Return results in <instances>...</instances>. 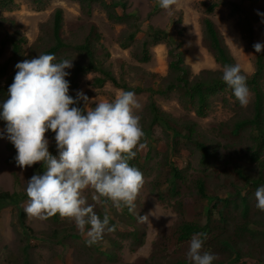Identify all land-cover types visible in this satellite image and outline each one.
<instances>
[{"label": "rangeland", "instance_id": "rangeland-1", "mask_svg": "<svg viewBox=\"0 0 264 264\" xmlns=\"http://www.w3.org/2000/svg\"><path fill=\"white\" fill-rule=\"evenodd\" d=\"M102 1L110 3V0L93 3L89 15L78 2L71 0H11L6 7H0V42L6 41V47L0 56V66L9 61L7 74L10 76L17 71L15 65L18 62L35 58L34 54L46 46L47 32L52 28L57 9L62 10V38L69 46L63 54L67 53L65 55L73 63L87 62L85 54L75 50L74 46L83 44L91 27H95V32L100 35L99 41L93 43L96 57L120 84H125L128 91L136 94L141 105L140 109H134V114L140 117L144 132L140 142L145 147L137 145L134 150L138 155L137 168L143 174L144 184L134 201L135 208L131 212L127 206L116 208L106 198L105 210L108 209V214L113 217L117 230H106L100 240L87 246V237H82L84 235L77 229L74 219L61 218L58 224H53L51 221L26 215L24 224L31 229L30 232L23 230L19 224L17 210L7 206L0 209V264H176L179 260L187 261L190 241L178 242V227L183 222L205 225L208 212L215 202L199 196L195 187L198 178L205 181L208 197L236 202V208L233 207L234 203L228 206L231 214L226 225H219L225 230L224 234L231 233L234 226L243 223L240 197L235 195L238 190H241L240 196L248 193L250 227L253 230L262 229L256 222L264 221V212L255 207L253 187L244 188L237 175L223 168L225 161L230 160L242 166L244 174L250 178L258 179L261 171L264 180V149L260 156L263 167L257 163H249L245 153L254 144L251 132L241 131L237 136L232 132L237 121L252 116L253 93L250 91L249 103L245 107L240 105L232 91L219 93L209 99L206 117L199 118L193 107H185V103H181L179 92H172L167 96L150 92L165 88L167 84L163 79L169 75V46L164 43L149 45V60L146 63L139 62L135 56L145 53L143 42L147 39L146 34L151 32L150 27H153L168 32L174 42H182L184 62L190 69V80H194L202 71L223 72L202 43V20L208 17L221 34L235 64L249 77L255 71V53L248 47L237 24L243 25L247 21L253 29L254 43H264V17L258 15V12L264 13V0H176L168 10L162 9L158 0H114L115 3L125 2L124 11L121 7H116L115 11L119 15L125 12L130 16L126 23L110 21ZM213 3L217 7L207 15L206 7ZM231 3L237 4L240 11L233 13ZM133 32H136L134 41L129 43L127 49L121 48L120 44L127 42L128 35ZM13 33L16 41L22 39L16 54L13 53L11 42L7 40ZM98 77L102 75L89 73L81 76L77 89L69 90L75 96L82 91L88 97L87 103L80 101L84 109L91 110L99 102L112 101L123 92L110 82L97 87L93 81ZM6 78L0 79V86L5 85ZM261 87L264 92V78ZM151 100L165 114L164 119L170 126L182 128V136L187 134V130L183 129L186 124H195L193 141L180 137L176 146L171 148L168 145L171 138L162 125L150 128ZM4 126L5 124L0 123V129ZM45 135L48 138L47 133ZM194 140L207 145L211 153L216 152L217 160H210L208 166L203 165L201 152L194 145ZM49 141V151L57 156L55 145L51 147L52 141ZM15 152L12 143L7 139H0V192L24 194L27 181L35 174H42L44 166L41 165L42 162H37L22 169L18 165L8 164V159ZM148 155L150 158L145 160ZM172 166L183 177L176 182L177 195H172L169 182ZM82 195L88 204L94 206L93 211L97 215L104 212L100 198L93 199L98 195L94 190L85 189ZM27 202L28 199L20 203L23 211ZM222 207L219 204L218 208ZM127 211L133 219L128 217ZM140 216H147L148 220ZM211 221L212 226L219 224L217 211H213ZM54 230H58L56 235L62 240L59 241L61 244L47 239L54 234ZM68 230L76 236L63 235ZM132 232L138 233V240L130 235ZM34 234L47 240L27 239ZM208 237L206 239L210 240ZM113 241L116 245H112ZM247 241L238 243L237 246L243 249L241 260L245 264H264V255L260 262L246 256L247 250L249 252ZM206 246L211 248L206 241L204 251H208ZM25 247L26 252L23 251ZM262 249L264 252V248ZM211 250L209 252L218 256L214 263L237 264L233 262V254L228 259V254ZM99 251L110 252L113 256L107 258L99 254Z\"/></svg>", "mask_w": 264, "mask_h": 264}, {"label": "clouds", "instance_id": "clouds-1", "mask_svg": "<svg viewBox=\"0 0 264 264\" xmlns=\"http://www.w3.org/2000/svg\"><path fill=\"white\" fill-rule=\"evenodd\" d=\"M168 10L176 0H158ZM264 17V13H259ZM256 53H264V43L253 45ZM52 54L18 62L7 98L0 101V139H7L16 149L15 162L20 168L42 162V174L33 175L26 185L29 198L24 212L28 217L47 220L55 215L74 219L77 229L92 246L109 227V217L101 219L93 205L82 193L92 189L93 199L105 197L116 208L127 206L131 212L134 201L144 184L142 172L130 166L134 150L144 136L140 117L134 109L141 105L133 91H123L112 101L99 102L91 110L76 105L88 102V97L77 92L69 94L70 70L73 60L55 62ZM222 81L232 90L242 107L249 103L250 90L246 76L238 64L224 67ZM54 133V156L49 151L46 133ZM255 207L264 212V185L254 193ZM141 217V216H140ZM148 220L147 216L141 217ZM158 218V217H157ZM204 233L194 234L186 253L188 264H214L218 256L203 250Z\"/></svg>", "mask_w": 264, "mask_h": 264}, {"label": "trees", "instance_id": "trees-1", "mask_svg": "<svg viewBox=\"0 0 264 264\" xmlns=\"http://www.w3.org/2000/svg\"><path fill=\"white\" fill-rule=\"evenodd\" d=\"M78 2L82 9L86 12L87 15L90 13V7L93 3H96L100 0H71ZM11 0H1L0 1V7L4 8L7 6V3H10ZM231 9L233 13L239 12L240 7L235 4L231 3ZM103 7L106 9L107 17L110 21L113 23H126V20L130 17L125 12L122 15L117 14L115 11L116 7H121V9L125 8V2L119 1L117 3L114 2V0H110V3H107L105 1H102ZM217 7L216 3H213L206 7V13L211 14L214 9ZM1 22V21H0ZM62 10L57 9L54 13V19L52 28L50 27L47 32V43L46 46L41 48L38 53L34 54V57H37L39 54H52L56 57L55 62H60L63 59H69L67 53L63 54L68 49V44L63 40L62 38ZM1 24V23H0ZM202 26H203V38L202 43L203 46L209 51L214 61L221 67V69L224 70V67L226 65H235V61L233 57L230 55V52L227 48V46L224 43V40L219 33L218 29L214 25V23L210 20V18L206 17L202 20ZM237 27L239 31L241 32L243 38L248 42V47L255 53V71L254 73L247 77L246 76V82L249 90L253 93L254 101H253V113L252 116L249 118H245L242 120L237 121L234 124L233 133L234 135H239L241 131L249 130L251 132V141L254 143L253 146L250 149H247L245 153V158L249 163H257L263 167V163L260 160V156L262 153V150L264 149V92L261 87V82L264 78V53H256L253 45L255 44L253 41V29L251 25L248 24V22H243V25L241 23L237 24ZM151 32L146 34V40L143 42V50H145V53L143 52L141 56H135V58L141 62L146 63L149 60V56L147 53V47L149 45H156L164 43L167 46H169L168 49V56L170 58V61L168 63V70L169 75L163 79V81H167V84L165 88H158L156 90H151V93H154L156 95L160 96H167L168 94L172 92H179L181 96V103H185V107L191 106L195 109V114L199 118H205L207 110L209 108V99L219 93L232 91L221 79L223 72H211V71H202L200 75L196 76L194 80H190V69L184 62V51L182 50V42H174V40L171 38L168 32L160 29H154L153 27H150ZM135 33L133 32L128 35L127 42H123L120 44L121 48L127 49L129 47V43L134 41L135 39ZM100 39V35L95 32V27L92 26L89 34L85 37L83 44H79L74 46L75 50H78L80 52H83L87 58V62L85 64L81 63H73V68L70 70L71 75L69 78L70 80V89H77L78 87V81L81 76H85L89 73H100L102 77L95 78L93 83L97 87H101L105 82H110L113 86H115L118 89H121L123 91H128V88L125 84H120L113 74L104 69L102 67V64L99 62V58L96 57V50L94 49V42H98ZM7 40H9L12 44L13 53H18L20 49V43L22 42V39H15V34H11L7 37ZM176 43V44H175ZM172 45V47H170ZM6 47V41L0 42V56L2 55L4 49ZM36 48V47H35ZM9 61L5 62L0 66V79L3 77H7L5 80V85L0 86V101H3L7 98L8 93V87L13 83L14 76L16 74V71L8 76ZM242 74H244L242 72ZM142 92V91H141ZM69 94L73 97H76L73 93L69 92ZM183 101V102H182ZM77 107H80L81 109H84L81 102H79ZM149 111L151 114V121L149 127H153L155 125H162V128L168 132L169 137L171 140L169 141L168 145L172 148L176 146L177 139L180 137H185L189 141H193L192 137L194 135V128L195 124L185 125L183 129L187 130V134L182 136V128L176 127V126H170L167 121L164 119L165 114L161 112L156 104L151 100L149 104ZM0 123L5 124V122L0 121ZM146 132V131H145ZM48 138L52 141V146L55 145L54 140V133L51 131L47 132ZM194 145L200 150L201 152V163L205 166L210 165V160H217L216 158V152H212L210 148L201 142H196L194 140ZM16 152L13 154L11 158L8 159V164L11 165H17L15 162V156ZM150 157L149 155L145 157V160H148ZM130 166L138 167V155L135 156L134 159L129 161ZM42 165V164H41ZM224 170H229L231 173H234L237 175V177L242 181L243 187L246 188L248 186H252L254 191L257 190V188L262 184L264 185V180L262 177L261 171L259 172L260 175L258 179H253L248 177L244 174L242 166H239L238 163L231 162L230 160L225 161L223 164ZM171 178L169 180L172 190V195H177L176 191V182L178 180H182L183 177L181 173L172 166L171 168ZM195 187L197 190V193L199 196L203 199H209V201H214L212 203V207L210 211L208 212V220L207 223L203 226H200L199 224L192 223V222H183L178 227L177 231V240L180 243L188 242L191 240L192 236L197 233H204L210 240L205 239L204 242L207 241L208 245L213 250H218L222 253L228 254V259L231 254H233V262L239 263V264H245L241 258L243 249L237 248L238 243H243L244 241L248 242V248L249 252L247 250L246 256L250 258H255L257 262L261 261V256L264 255L263 249L264 248V221L262 222H256V224L261 227L260 230H253L250 227V222L248 220V198L247 194H244L243 196H240L241 190H238L235 192V195L240 197V203L242 206L241 215L243 223L240 225L234 226V230L231 233H225L223 228H221L219 225L222 223L226 225L227 220L231 214V211L228 209L229 205L231 203H234L233 207L236 208V202L230 201L228 199L220 200L217 197H208L207 196V190H206V184L205 181L202 178H198L195 181ZM243 189V188H242ZM100 201L102 203V209L104 212L102 214H98L101 219L106 215L109 217V227L112 226L114 230H117V225L113 220V217L108 214V209L105 210V204L106 198L105 197H99ZM29 199L26 196V193L20 194V193H8V192H0V209L6 208L7 206H12L17 210L18 217H19V224L25 231H30L28 227L25 226V218L26 214L21 209L20 203ZM219 204H222V208H218ZM129 211V210H128ZM127 215L130 219H133L131 214ZM213 211H217L218 213V220L219 224L217 226H212L211 216ZM104 215V216H103ZM61 217L57 214L49 219L48 221H51L53 224H58ZM71 232V233H70ZM52 235H50L47 239L54 241L56 243H60L59 241H62L57 237L56 234H58V230H54ZM63 235H66V237H75V234H72V231H66L63 232ZM132 237L138 240V233L132 232L130 234ZM82 237H85L82 236ZM29 238H35V239H42L47 240L43 238H38L35 234L32 236H28ZM61 244V243H60ZM112 245H116L113 241ZM206 245V244H205ZM25 247L23 249L24 252H26ZM95 250L96 247L94 246ZM211 248L206 246V250L212 251ZM99 254H102L109 258L112 257V253L110 252H104L99 251ZM230 261V260H229ZM157 264V263H152ZM176 264H188V261L186 260H179L176 262ZM214 264H221V263H214Z\"/></svg>", "mask_w": 264, "mask_h": 264}]
</instances>
